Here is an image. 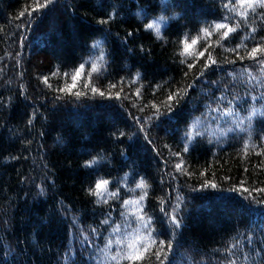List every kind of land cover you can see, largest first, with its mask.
I'll list each match as a JSON object with an SVG mask.
<instances>
[{
  "label": "trees",
  "instance_id": "16d2710c",
  "mask_svg": "<svg viewBox=\"0 0 264 264\" xmlns=\"http://www.w3.org/2000/svg\"><path fill=\"white\" fill-rule=\"evenodd\" d=\"M228 2L53 0L17 19L34 0H0V264H115L106 257L116 254L117 246L103 249L109 237L115 239V225L121 236L137 227L134 222L129 227L132 217L121 214L127 211L123 201L140 195L141 178L150 186L144 208L153 218V235L172 241L164 264H228L229 259L264 264V193L234 190L241 182L264 188V156L257 154L264 148V77L246 56L264 37V8L249 11L248 23L241 22L226 41L217 44L220 33H213L194 46L195 52L211 45L217 60L203 76L197 73L205 58L187 76L181 62L193 59L181 55L185 34L202 35V28L225 16L229 23L240 19L224 7ZM113 10L108 24L97 23ZM159 16L165 17L163 39L144 27ZM129 32L133 35L125 41ZM242 39L247 47L240 49L241 61L227 49ZM97 40L103 41L105 66L91 83L106 94L93 95L82 84L75 90L87 94L79 98L54 91L64 84L63 73L100 55L92 48ZM231 60L236 63L226 62ZM244 69L260 82L249 83ZM45 76L52 88L43 83ZM121 78L122 85L108 89ZM188 84V94L167 111L168 93ZM222 94L223 108L234 96L241 98L232 105L234 114L207 115V106L216 108L213 101ZM151 104L161 106L160 114L146 121L155 109L144 106ZM253 108L257 114L251 124L244 120L241 131L237 123ZM192 125L199 135L184 152ZM176 152L183 157L184 174L174 167L180 161ZM93 157L99 162L86 167ZM101 178L110 182L109 192L119 190L107 203H97L89 193ZM206 181L217 187H201ZM177 203L181 226L173 231L166 213ZM105 219L109 223H102ZM231 245L237 247L230 255L225 249Z\"/></svg>",
  "mask_w": 264,
  "mask_h": 264
},
{
  "label": "snow or ice",
  "instance_id": "6c2138e0",
  "mask_svg": "<svg viewBox=\"0 0 264 264\" xmlns=\"http://www.w3.org/2000/svg\"><path fill=\"white\" fill-rule=\"evenodd\" d=\"M53 3V0H34V3L29 5L28 8H26L24 11H21L19 15L17 16V19L23 18L25 15L31 17L33 12H40L43 9L48 8L50 4ZM225 8H230V11L240 19L235 20L232 23H229V17L225 16L223 18V21L221 22H214L212 25H209V27H205L201 29L202 35H198L196 37H189L188 34H185V36L181 39V55L182 56H191L192 62L187 63V61H181L182 63L187 64L188 72H185L184 75L187 76L189 72L195 67H197V64L201 60V58L204 59V63L200 66L199 72L197 73L198 76H203L206 69L210 68L212 65L217 63V60L213 57L211 51H209V45L208 47H205L199 51H192L194 46H196L201 39H205L207 37H211L213 33H220L219 39L216 41L217 44L220 43V41H226L230 34L237 32L241 28V22L244 24L248 23V16L249 11L255 12L257 8H264V0H235V3H233V0H229L228 4H225ZM262 18H264V13L261 14ZM115 17V10H113L112 13L108 15L106 19H101L97 21V23L106 25L108 24L112 19ZM165 22L164 16H159L155 19H153L151 22L144 25L146 30H151L157 39H163V36L161 34V25ZM24 24L18 25V27H24ZM209 28H211V31H209ZM224 30L221 32V30ZM256 31L255 28H250V32L254 33ZM133 33L129 32L127 33L125 37V41L127 40V37L132 36ZM248 38H252L249 36ZM246 48L247 45L244 43L243 39L241 40V43L236 44L234 48L227 49V51L235 52L237 57L242 61L245 59V56L240 55V49ZM92 48L99 51L100 55L97 56L95 59H91L89 61H85V63H81L78 67L74 68L71 73L65 72L63 73L64 78V84L61 87L53 88L54 91L58 93L73 95L76 98L85 96L87 94L86 91H80L75 90L78 88V85L82 84L83 88L85 90L90 91L93 95H100L104 96L106 94L105 91H101L99 88H97L94 84L91 83V77L93 73H100L102 69L105 66V53L103 52V41H94L92 44ZM142 48V46H141ZM143 50V48H142ZM246 56L248 59L255 60L256 63L260 67V77H264V37L261 38V42L258 43L255 47H252L249 51H247ZM227 63H236L235 60L226 61ZM90 64V70L85 72V65ZM244 72L248 75V82L251 83V81L255 80L257 83L260 82V77H257L253 75V73L248 70L244 69ZM60 75L59 72L52 73V76ZM235 79V74L230 73ZM137 77H139V73L137 74ZM70 80V82H69ZM42 81L45 85H47L49 88H52L53 86L49 83V77L45 76L42 78ZM124 78H121L120 81L117 83H109L108 89H115L117 88L118 84H123ZM135 82V81H133ZM213 84L216 82L213 81ZM159 87V86H157ZM192 87V84H188L184 87L176 88L172 91H170L167 95L166 100L163 102V106L167 109V111L171 112L173 110L174 104H179L180 100L183 99L184 96L188 94V89ZM227 87V86H225ZM75 90V91H74ZM120 91H123L121 88ZM120 91L115 93V98H120ZM108 95L110 98H112V93L109 91ZM136 95H139V89H137ZM57 98H62L57 97ZM241 99L238 96H234L232 100H228V107L223 108L222 104L226 100V97L222 94L220 97H217L214 103L217 104L216 108H211V104H209L207 107L210 109V112L207 113V115H211V113H217L220 116H228L234 114V109L232 105ZM252 100H256V96L251 97ZM260 99L264 100V95L260 97ZM144 107H151L155 109V111L152 113L151 117H147V120H151L153 117H156L160 114V105L151 104V105H145ZM143 111V108L141 109ZM257 114L256 109H252L249 112V115L243 119H240L237 123V128L241 131H244V129L241 127L244 124V120L246 119L249 124H251L252 118ZM238 115V114H237ZM140 122L139 120L137 121ZM200 121L197 119L196 123L198 124ZM31 123V120L29 121ZM141 130L144 128V124L141 123ZM121 136L124 135L123 132L120 133ZM195 135H199L195 131V125L190 126L189 130L185 133V146L183 151L187 152L189 150V144L193 140ZM151 143V141H149ZM249 149V144L247 141H245L243 150L247 152ZM258 155L264 156V148H262L258 153ZM173 155L180 158V161L174 165L175 169L178 172H181L182 174L186 173L185 163L183 160V157L180 152H176ZM99 160L97 157H93L91 160L85 161V166L90 167L96 163H98ZM190 174V173H189ZM203 175V173H201ZM126 179V177H125ZM109 181L107 179H98L94 186L89 189V193L93 196L97 197V203H107L109 198H115L118 195L119 190L114 192L108 191V185ZM149 184L141 178L139 182L136 184V189L140 190V195L134 199L124 200L123 201V207L127 209L125 213H122L121 215L127 217L131 216L132 221L128 223V226H131V223H135L137 227L133 228L130 232L126 231L122 236L118 235L121 232V226L115 225V227L112 228V233L115 236V239L112 237H109L107 239V242L105 244V248L103 249L104 252H109L113 245L117 246L116 254L114 255H108L106 257L109 261H114L115 264H122V262H127V264H164L165 260L167 259V250L172 249V241L168 240L165 241L163 239L157 240L156 237L153 235L154 229L152 227L153 218L150 216L144 208V201L146 200L148 196V188ZM201 187H211L216 188L217 184L212 181H206L204 184L201 185ZM236 191H241L248 193L249 196L253 192L255 193H264V188H246L244 187V182H241L237 189H234ZM135 191V189H133ZM182 198L178 197V200ZM161 203V211H164L163 205L165 201L163 199L160 200ZM180 210V205L177 203L171 210V212L166 213L168 216L171 224L174 226L173 231L175 228H179L181 226V220L178 219V214ZM102 223L107 224L109 223L108 219H105L102 221ZM92 232L95 233L96 229H92ZM85 239H87V236H85ZM237 247V245H231L229 248L225 249L226 252H228L230 255L232 254L233 248ZM248 257L245 256V259ZM228 264H236L235 259H229Z\"/></svg>",
  "mask_w": 264,
  "mask_h": 264
}]
</instances>
